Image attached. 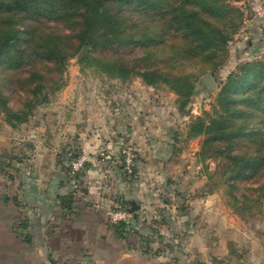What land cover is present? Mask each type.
Returning <instances> with one entry per match:
<instances>
[{
    "label": "rangeland",
    "instance_id": "obj_1",
    "mask_svg": "<svg viewBox=\"0 0 264 264\" xmlns=\"http://www.w3.org/2000/svg\"><path fill=\"white\" fill-rule=\"evenodd\" d=\"M227 1L243 24L216 61L187 69L196 86L184 108L165 84L111 78L78 56L67 63L65 86L28 123L13 128L0 112V210L16 218L14 233L28 220V234L30 222L55 211L40 204H108L100 210L107 225L114 216L124 220L120 213L132 221L124 247L140 264H264V202L237 212L228 188L213 187L218 161L204 156L205 136H189L196 118L221 109L231 75L264 63V0ZM207 74L215 90L202 84ZM82 210L74 206L65 216ZM16 236L19 248L34 247Z\"/></svg>",
    "mask_w": 264,
    "mask_h": 264
},
{
    "label": "trees",
    "instance_id": "obj_2",
    "mask_svg": "<svg viewBox=\"0 0 264 264\" xmlns=\"http://www.w3.org/2000/svg\"><path fill=\"white\" fill-rule=\"evenodd\" d=\"M243 17L227 0H0V112L13 128L28 123L62 90L67 63L81 54L111 78L165 84L184 108L196 86L187 69L216 61ZM219 104L191 123L189 136H205L204 156L218 161L213 187L228 188L237 212H252L264 202V63L231 75ZM25 221L16 233L32 243ZM128 225H114L119 238Z\"/></svg>",
    "mask_w": 264,
    "mask_h": 264
},
{
    "label": "crops",
    "instance_id": "obj_3",
    "mask_svg": "<svg viewBox=\"0 0 264 264\" xmlns=\"http://www.w3.org/2000/svg\"><path fill=\"white\" fill-rule=\"evenodd\" d=\"M40 205V211H55L30 222L33 248L18 247L13 230L16 218L2 217L0 210V264H140L139 254L132 255L124 247L128 234L124 238L116 234L114 225L118 221L111 218L107 225L101 211L108 204H74L83 209L74 217L65 216L61 204ZM95 209L100 216H92ZM49 231L50 237L46 236Z\"/></svg>",
    "mask_w": 264,
    "mask_h": 264
},
{
    "label": "water",
    "instance_id": "obj_4",
    "mask_svg": "<svg viewBox=\"0 0 264 264\" xmlns=\"http://www.w3.org/2000/svg\"><path fill=\"white\" fill-rule=\"evenodd\" d=\"M82 54L79 55V58H81ZM202 84L204 85L205 88L209 89V90H215L216 86H215V82L214 79L212 77V75L207 74L206 76H204V78L202 79Z\"/></svg>",
    "mask_w": 264,
    "mask_h": 264
},
{
    "label": "built area",
    "instance_id": "obj_5",
    "mask_svg": "<svg viewBox=\"0 0 264 264\" xmlns=\"http://www.w3.org/2000/svg\"><path fill=\"white\" fill-rule=\"evenodd\" d=\"M85 161H86L85 158H83L82 160H80L78 166H81ZM116 217H121V218H124V219H125V215H124V213H120V214H118ZM116 219H117V218H115V216H114V217H113V220L116 221Z\"/></svg>",
    "mask_w": 264,
    "mask_h": 264
}]
</instances>
